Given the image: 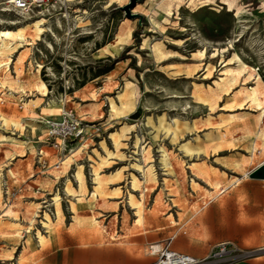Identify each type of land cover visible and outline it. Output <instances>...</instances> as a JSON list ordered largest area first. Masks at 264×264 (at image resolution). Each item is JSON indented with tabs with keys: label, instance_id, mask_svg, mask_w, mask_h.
I'll use <instances>...</instances> for the list:
<instances>
[{
	"label": "rangeland",
	"instance_id": "1",
	"mask_svg": "<svg viewBox=\"0 0 264 264\" xmlns=\"http://www.w3.org/2000/svg\"><path fill=\"white\" fill-rule=\"evenodd\" d=\"M134 1L50 0L24 17L0 6V40L2 32L30 25L25 37L10 42L0 64V115L22 127L0 120V264H36L46 248L61 244L130 240L144 232L127 200L130 192L154 216L173 209L172 199L176 210L187 212L192 203V212L198 211L255 181L247 176L264 163V0ZM43 19L37 34L32 24ZM119 36L125 44L117 54L108 45ZM251 88L258 89L261 108L250 103ZM122 94L135 109L112 112L109 99L121 107ZM52 102L62 105L55 117L48 113ZM65 113H73L85 135L56 148L49 126ZM158 118L179 122L177 143L172 133L158 134L148 125ZM114 133L125 158L112 156L99 168L98 156L107 155L103 141L117 151ZM187 142L203 151L187 156L180 149ZM161 146L170 154L173 176L164 175ZM138 159L154 166L156 181L144 183L131 170ZM80 168L83 185L76 177ZM95 168L107 193L121 188L120 198H94ZM131 174L142 182L137 191ZM257 183L262 186L251 190L264 191V181ZM46 214L54 234L44 248L39 235L49 236ZM247 250L264 258V247Z\"/></svg>",
	"mask_w": 264,
	"mask_h": 264
},
{
	"label": "crops",
	"instance_id": "2",
	"mask_svg": "<svg viewBox=\"0 0 264 264\" xmlns=\"http://www.w3.org/2000/svg\"><path fill=\"white\" fill-rule=\"evenodd\" d=\"M257 182L260 181L243 183L246 188L211 199L198 211L192 212V203L187 212L176 210L172 199L174 210L154 216L145 213L143 226H139L144 232L124 242L68 243L46 248L48 243L36 264H154L157 256L147 253L148 248L153 253H157L155 248L158 252L169 248L196 259L205 258L213 247L222 243L246 250L263 248L264 191L251 190L262 186ZM154 217L156 225L152 224ZM239 264H264V258Z\"/></svg>",
	"mask_w": 264,
	"mask_h": 264
},
{
	"label": "bare ground",
	"instance_id": "3",
	"mask_svg": "<svg viewBox=\"0 0 264 264\" xmlns=\"http://www.w3.org/2000/svg\"><path fill=\"white\" fill-rule=\"evenodd\" d=\"M16 15L19 16V14H16ZM23 17H24V15H23ZM44 22H45V20L43 19V20L37 21L34 24H32L36 28L37 34H41L43 32L42 26H43V23ZM29 26L22 27V28L20 27L17 31H10V30H8V31L2 32V34H1V40H0V64L1 65L5 61V60H3V59H5V55L7 53L9 54V52H11V50H12V46H11V43L12 42L11 41L17 40L18 38L25 37L26 36V33H27V28ZM124 44H125V39L123 37L119 36L116 39V42L111 43V44L108 45V50H111L112 49V50H114L118 54V53H120L122 51ZM157 53L159 55H161L163 53L161 47H158L157 48ZM204 56H205V52H202V51L199 52V57H204ZM43 94L44 95H47L46 86L43 87ZM196 96H197V94H196ZM247 96H248V99H249L250 103L253 106H255L257 108H261L263 106V103H262V101H261V99L259 97V93H258V89L257 88H251L248 91ZM119 98L121 100V107H118L113 99H109L110 100L109 102L111 104L110 106L112 108V112H116L118 114H124V113H126L128 111L130 112V111H132V110L135 109V105L133 103L134 101L132 102L131 100H125V94L120 95ZM196 99H197V103H199L198 102L199 99L198 98H196ZM204 99H205V97H204ZM204 99H202L200 97V100H201L200 103H203L202 101H205L206 100V99L205 100ZM56 102H57V100H56ZM56 102H52L53 104L50 105V112H48V113H50V117H55L56 116L55 113L57 111L56 108L62 106V105H59V103H56ZM209 102H210V99L208 100L207 104H209ZM33 104L34 105H38L37 104V101H34ZM158 119H159V121H158V124L157 125H155L150 119L148 120V125H152L153 129H155L158 134L161 131H165L167 134L172 133L173 142L176 141V143H177V141H178V131H179V122L178 121H175V125L173 126L171 124H167V122H166V120L164 118H158ZM0 120H1V125H3V126L8 127V126H10V124H12V126H15L17 129L18 128H20V129L22 128L20 122L10 121L9 119L2 117L1 115H0ZM187 125H188V123H187ZM31 130L35 134L36 131H37V128L34 127V126H31ZM85 131H86V129L85 128H82V132L85 133ZM2 138L6 139L7 141H11L13 143H18V145H20V143H22V141H19V140H17L14 137H2ZM110 138L113 141L114 145L116 146V150L117 151L116 152H111L108 149L105 141H103L101 143V146L106 151L107 155L105 157L98 156L100 158V160H101V164H98L96 166H99V168H100V166L102 164H105V163L110 162L109 160H110V157H112V156H115V157H117L119 159H124L125 158V155L123 153H121L119 151V149H118L120 147V145H121V136L118 133H114V134L111 135ZM208 138L210 139V136H208ZM221 139H222V137H221ZM200 140H201L200 137H197L195 141L198 142ZM138 142L136 144V147H137L136 154H139L140 153L139 143ZM180 149H181L182 152H184L189 157H193L194 154H196V153L199 154V153H201L203 151V149L201 147H199V146H197V148H194L193 143H191V142H187V143L181 145L180 146ZM160 153H161V159H160L161 160L160 161L161 164L160 165L163 166V170L166 172L164 175H166V176H169V175L173 176V174L175 172H174V169H173L172 164H171L169 152L163 146H161ZM70 159L71 158H68V159L66 158V160L63 162V166H65L66 164H68L70 162ZM236 163H238V162H236ZM198 164L197 163H194L193 165H191V167H194L195 169H197L198 166H199ZM236 167H237V165H236ZM131 170H134V171H137V172L141 173L142 176H143V179H144L143 180L144 183H146L148 181V177H151L155 181L157 180V176H156V172H155L154 166L152 164L147 165V166H144L141 163V159H138V160H136L133 163ZM95 175H96V179L95 180H96L97 183H96V185L94 187V195H93L94 198H97L98 196H101V197L102 196H104V197L105 196H109V197L112 196V197H114V199H118V198H120L122 196V190H121V188H116L111 193L110 192L107 193L105 191V188L103 187V183H102V180H101V177H100L99 169H96L95 168ZM76 177L80 180L81 185H83V172H82V168L79 169V172H78V174H77ZM131 177H132L131 178L132 179V181H131L132 188L135 191H137L140 188L142 182H140L139 178L136 175H134V174H131ZM247 177L249 178V176H247ZM67 191L69 193H71L70 188H68ZM127 200H129L130 206L133 208V210H135V215L137 217L136 224L138 226L142 227L143 226V221H144V214H145L144 213V208H143L142 202L138 201L136 199V196L133 193H131V192L129 193V199H127ZM54 203L56 204L57 207L59 206V198L58 197L55 198V202ZM72 204H73V206L75 205L74 203H72ZM45 218H46L45 220H47L46 226H47V229H48V232L47 233L49 234V236H43L41 234L39 235V241H40V244L43 247H45L49 243V240H50L51 236L54 234L53 233L54 232V228L51 227V225H50V223H51L50 216L48 214H46L45 215ZM92 224H93L94 227H98L99 226V222L96 221V220L93 221ZM12 226L13 227L16 226L14 228V229H16L17 226H20V225L19 224H13ZM19 234H21V233L19 232ZM11 236L13 237L12 239H14V237L16 238L15 235H11ZM30 241H31V239H30ZM154 250H155V252H158L159 249L158 248H155Z\"/></svg>",
	"mask_w": 264,
	"mask_h": 264
},
{
	"label": "built area",
	"instance_id": "4",
	"mask_svg": "<svg viewBox=\"0 0 264 264\" xmlns=\"http://www.w3.org/2000/svg\"><path fill=\"white\" fill-rule=\"evenodd\" d=\"M49 2L50 0H2L0 6L5 5L23 15H30L36 11H42ZM84 135L73 113H65L63 121L50 124L48 131V137L56 143V148H62L69 142L83 139ZM152 254L157 256L154 264H239L258 257L257 251L242 249L231 243L216 245L203 259H196L169 248L157 253L152 252Z\"/></svg>",
	"mask_w": 264,
	"mask_h": 264
},
{
	"label": "water",
	"instance_id": "5",
	"mask_svg": "<svg viewBox=\"0 0 264 264\" xmlns=\"http://www.w3.org/2000/svg\"><path fill=\"white\" fill-rule=\"evenodd\" d=\"M139 1L135 0L134 2ZM249 179L255 181H264V164L249 174Z\"/></svg>",
	"mask_w": 264,
	"mask_h": 264
}]
</instances>
